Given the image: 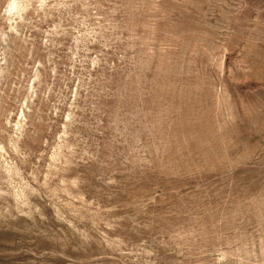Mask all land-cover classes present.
I'll list each match as a JSON object with an SVG mask.
<instances>
[{
	"label": "rangeland",
	"instance_id": "rangeland-1",
	"mask_svg": "<svg viewBox=\"0 0 264 264\" xmlns=\"http://www.w3.org/2000/svg\"><path fill=\"white\" fill-rule=\"evenodd\" d=\"M0 264H264V0H0Z\"/></svg>",
	"mask_w": 264,
	"mask_h": 264
}]
</instances>
